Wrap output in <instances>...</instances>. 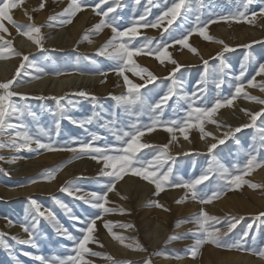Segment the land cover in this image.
<instances>
[{
  "label": "rangeland",
  "instance_id": "1",
  "mask_svg": "<svg viewBox=\"0 0 264 264\" xmlns=\"http://www.w3.org/2000/svg\"><path fill=\"white\" fill-rule=\"evenodd\" d=\"M43 2L45 10L40 9L42 1L36 3L31 1L26 19L20 20L12 16L16 23L13 25L8 21L5 22L8 33L3 34L5 39L12 42L14 52L21 54H13L3 60L14 59L15 70L22 63L25 67L16 77L18 83L11 89L20 94L13 97L12 102L21 109V112L13 114L7 127L0 132V182L6 190L14 191L16 194L13 198L0 197V224L2 225L0 233L4 234V244L7 245V247L0 245V264H42L35 258L37 256L44 257L46 264H57V257L66 259L70 255H75L74 240L59 233L56 227L44 217L37 216L35 208L31 205L32 200L37 202L41 211L46 214L52 213L59 226L67 229L73 237L82 236L80 229L85 227V220L97 214L101 215L93 233L94 240H98L99 244L90 243L88 247L102 255H85L84 258L91 264H146V262L150 264H223L224 260L233 257H249L257 262H264V258L259 255V252L264 250V215H262L264 214V177L259 178L264 167L246 176L245 179L249 183L242 184L234 190L223 189L225 179L220 178L217 171V163H219L228 167L233 174H239L234 166H242L249 155L264 159V104L248 98L257 97L264 100V91L259 86L261 82H264V76H256L254 82L256 86H247V80L255 75L258 65L264 63V25L259 23V19L264 18L261 11L264 9V0H253L247 9L243 7L242 0H186L184 9L171 25L165 19L159 28H140V35L131 40L129 47L132 45L139 47L147 39H151L153 48L156 45H169L167 51L177 62L173 64L166 59L161 63L155 56L141 53L133 57L134 63L147 69L156 79L148 82L146 73L142 74L144 77L142 79L131 70L126 69L124 72L132 83L142 85L140 95L148 104H155L168 94L169 89H172L173 95L165 105H162V111L155 112L149 111L147 107L138 106H129L130 111L125 112L124 107L118 105L113 97L129 95L123 76L118 74V68L121 65L108 55L113 51L112 48L107 49L104 55L100 54L113 33L111 28L106 27L99 33H96L94 28L101 19H107L122 31L138 21L141 15H144L148 21L155 22L157 17L172 7L176 0H139V3L136 0H118V3H112L109 0V3L102 5L100 9L106 11L109 6L114 7L115 11L109 13L107 18L96 15L92 7H89L80 11L72 22L67 24H61L60 21L65 17H60L59 13L67 7L70 0H47L46 2L43 0ZM98 2L99 0H87V3L92 6ZM84 12H88L84 30L74 37L75 42L60 44V42L50 41L52 32H47L48 29L60 28L63 31ZM239 12H245L246 16L241 22L231 19L225 22L221 19L237 16ZM253 13L256 14L255 17ZM37 18L41 20L39 23L36 21ZM209 21L217 22L208 23ZM33 23L41 26L42 47L26 50L22 46H17L16 37L21 35L27 38L21 32L26 31V26ZM205 23H207L206 34L213 39L206 40L198 33H193L188 40V43L198 50V54L175 43L198 24L203 26ZM225 45L231 50L226 51ZM218 53L220 55H217ZM24 56L28 57L27 61L23 60ZM242 65L243 82L246 86L243 93L236 95L235 86L241 82L237 77L240 76ZM68 73L99 75L101 76L99 83H111V91L107 94L88 89L68 91L61 96L62 98H58V103L57 98L21 88L45 80L47 76L58 77ZM15 76L16 72L13 74V77ZM81 91L89 95H77ZM193 93L196 95L193 96ZM234 95L236 98L232 105L220 108L213 116L215 123L204 122V133L210 135H204L199 128L192 127L188 129L189 139L185 140L179 131L169 133L164 130L165 127H176L170 123L171 121H177L180 126L185 120L196 123L194 117H188L192 100L195 101L193 106L210 107L216 100L223 102ZM244 100L255 104L257 109L252 111L246 107L242 108L240 103ZM61 103H64L67 108L60 107ZM226 110L237 111L234 114L236 116H239L240 112L242 116H245L244 113L261 114L255 121L251 119L226 131L224 129L227 126L226 114L223 113ZM66 114H69L73 120H68ZM157 116L159 121L155 129L151 132L145 131L140 140L141 143H149L154 147L143 149L138 155L149 160L157 154V149H162V146L167 144L168 148L163 156L164 162L156 166V171L157 175H163L171 168L169 181L162 184V190L157 195L155 184L133 176L131 173L125 175L116 184L115 190L108 193V202L105 207L111 211L107 213L77 198L84 196L85 199L90 200L89 193L100 192L108 183L109 178L101 175L102 162L98 163L86 153L48 151L36 149L35 145H32L31 151L18 148L23 141L16 137V133L25 130L34 138L38 137L41 142L57 146L69 144L79 148L81 144L91 143L101 148L105 145L119 147L121 142L113 134L112 124L124 131H131L132 124L146 129L152 125ZM89 120H91L90 123L87 122ZM243 125H249V127H242ZM236 128H240V131L236 132ZM93 135L99 138L93 139ZM173 135L176 139H172ZM219 140L225 142L220 144ZM186 141L188 144L183 143ZM205 141L208 143L207 146L198 145ZM213 143L217 144V147L209 153L208 148ZM52 160L54 163L51 162ZM31 161L40 162L38 169L27 174H19V164ZM87 163L90 166L89 170L84 166ZM7 164L14 166L7 167ZM210 167L212 171L208 173L209 179L197 186V199H193L191 192L187 189L171 186L173 183L193 180ZM68 168H70L69 171ZM49 170H57L56 178L51 181L45 179V174ZM128 177L142 182L144 188L141 190L135 186L122 187L124 181H129ZM33 181L36 182L33 183ZM249 184H256L259 187L252 188ZM64 187H69L73 194L69 195L68 192L63 191ZM77 188L80 189L79 192L75 191ZM222 189L223 194L211 203L199 202V196H211L213 192ZM179 200L183 202L177 203ZM157 204L162 207H157ZM61 205H65L66 208ZM201 209L217 218V220L209 221L212 228H220L227 232V235L222 237L223 241L233 243L243 237V248L227 250L205 244L200 248L199 254L193 258L190 250L196 240L203 235L200 225L195 222ZM34 216L39 223L34 234L33 245L36 249L30 251L34 253L31 257L26 253L27 244L20 243L19 240L28 238L22 225L31 224ZM73 216L79 219H73ZM104 222H111L112 232L115 234L129 238L124 241V244H135L138 240L146 250L139 251L124 247L112 237L108 229L104 227ZM230 223H234L235 227L228 232ZM129 224L134 227H121V225ZM14 228L26 236L13 239L18 236L15 234L17 231L12 230ZM245 233H247L246 236ZM170 237L175 238L169 239ZM155 239L158 241L154 243ZM108 242L115 245L111 246ZM116 246H120L122 250H116Z\"/></svg>",
  "mask_w": 264,
  "mask_h": 264
},
{
  "label": "snow or ice",
  "instance_id": "2",
  "mask_svg": "<svg viewBox=\"0 0 264 264\" xmlns=\"http://www.w3.org/2000/svg\"><path fill=\"white\" fill-rule=\"evenodd\" d=\"M112 3H118V0H111ZM137 3H139V0H136ZM253 0H242V5L245 9H247L248 5L251 4ZM20 3H22V0H0V59H7L10 55H21L18 52H14L12 48V42L10 40L5 39V36L3 34L8 33V28L5 26V21H8L9 23H12L15 25V21L12 19L11 15L9 14L10 10L13 8H16ZM109 0H99L98 3H96L94 6L89 5L87 3V0H70V3L63 9L61 13H59L60 17H65V19H62L60 22L61 24H67L71 23L72 19L80 12L85 10L86 8L92 7V10L96 13V15L102 16L104 18H107L109 16V13H112L115 11L114 7L109 6L106 11H101V6L104 4H108ZM186 4V0H176V2L173 4L172 7L168 8L167 11H165L161 16L157 17L155 22L148 21L144 15H141L139 17V20L136 21L132 26L125 28L124 30H119L118 27L114 26L110 21L107 19H101L100 22L95 25V32L99 33L104 28H111L112 30V37L106 42L104 47L101 49L100 54L104 55L105 51L107 49L112 48L113 51L109 52L108 55L110 58L117 60L120 63V67L118 68V74L122 75L124 78V82L127 85L128 93L129 95H120L113 97L118 105L124 107L125 112H129V106H138L140 108L147 107L149 111L155 112L156 110L162 111V105H165L167 101L171 98L173 95L172 89H169V92L167 95L162 97L158 102L155 104H148L140 95V88L142 85H137L135 83H132L126 75H124V72L126 69L131 70L134 72L135 75L140 76L142 79L143 73L147 74L148 82H151L152 80H155L156 77L149 72L145 68H141L138 65H136L133 61V57L136 55H139L141 53L146 55H152L155 56V58L163 63L166 59L169 60L173 64H177L175 60H173L168 53L167 49L169 45L163 44V45H156L155 48H153L152 40L147 39L144 44L137 47L136 45L131 44V40L133 38H136L140 35V28H159L161 27V22L165 19H167V23L171 25L172 21L181 14V11L184 9ZM44 8V2L42 0V3L40 4V9ZM262 14H264V9L261 10ZM255 13H253V17H255ZM169 17H171L169 19ZM31 18V17H30ZM245 12H239L237 16L234 17H222L225 22L228 20H234L235 22H241L245 20ZM199 19V18H197ZM217 21H209L208 23H214ZM251 22V21H248ZM139 25V26H137ZM206 28L207 23H205L203 26H200L199 24L193 28L187 35L183 36V38L176 40V44H180L184 46L185 48H189V50L194 53L198 54V50L194 47H192L189 43V37L193 33H198L201 37H203L206 40H212L213 38L206 34ZM26 31L21 32L22 35L26 36L29 40H32L33 43H35L37 46L42 47V37L40 36V27L36 26L35 24L26 26ZM18 32L20 31V28H17ZM167 31V29H165ZM127 38V39H125ZM91 42V41H89ZM217 43L223 44V41H215ZM226 51H230L231 49L228 48L227 45L224 46ZM217 55H220L219 53ZM247 59V57H245ZM24 61L28 60L27 56L23 57ZM207 63V62H205ZM25 65L22 63L19 68L16 70V76L13 77V79L8 80L7 82L0 83V132H2L6 127L10 120V118L13 116V114L21 112V109L15 105L12 102V98L15 96L20 95L19 93H16L12 91L14 85L18 83L16 77L20 75L21 69L24 68ZM179 66L177 65V68ZM175 71V69H174ZM256 76H264V63H260L258 65V70L256 71L255 75L252 76L251 79L247 80V86H256L255 80ZM244 77V71H243V65H242V71L240 73V76L237 77L238 80L241 82L238 83L235 86V93L236 95H239L244 92L245 89V83L243 82ZM260 88L262 91H264V82L260 83ZM219 87V85H217ZM77 95L80 96H88L89 94L81 91L77 93ZM193 96L196 94L193 93ZM26 98V97H22ZM236 98L234 95L231 99H226L223 102L221 100H216L214 104H212L210 107L208 106H193L195 104V101L192 100L189 107L190 111L188 112V117L195 118L196 123H190L188 120L183 121L182 126H180L177 121H171L170 123L173 125H176V127H165V131L169 133H174L175 131H179L183 134L184 139H189L188 136V129L192 127H197L201 131V133H204V122L208 121L210 123H215V121L212 119L213 116L218 112V110L222 107H228L231 106L233 103V100ZM258 103L264 104V100L258 99L257 97H248ZM93 99H95L93 97ZM186 99H188L186 97ZM57 102L59 103V99L57 98ZM247 111V110H245ZM261 113H254L251 114V119L255 121L256 117L259 116ZM70 119V118H69ZM159 121V116L156 117V119L153 120L152 125L147 127L146 129L138 127L136 124H132L131 131H124L122 128L116 127L114 124H112L113 127V134L116 136V139L121 142L119 147H110L108 145H105L103 148L93 146L91 143H84L77 147H72L69 144H65L64 146H57L52 143H43L38 137H33L29 134L27 130L23 132H17L16 137L21 139L23 142L18 145V148L20 149H28L33 150L32 145H35L36 149H45L48 151H70L73 153H81V154H90L91 158L93 160H96L98 163L102 162V169H101V175L106 176L109 178V181L107 184L104 185V188L100 192H91L88 195L91 197L90 200L85 199L84 196H78V199L85 200L86 203H91L92 207L96 209L102 210V212L107 213L111 211V209L105 207V204L108 202V193L112 192L116 188V184L124 178L125 175L131 173L133 176L140 177L150 183L155 184L156 187V194L158 195L159 192L162 190V184L169 181V175L172 171L171 168L167 170L166 173L163 175H157L156 166L159 164H162L163 156L165 155V150H167L168 145L165 144L162 146V149H157V154L154 155L151 159L145 160L143 157L139 156L138 154L143 150L147 148L154 147L153 145L149 143H141V137L145 134V131L151 132L155 129L157 126V123ZM91 122V120L87 121ZM73 123H76V121H73ZM242 127H249V125H243ZM236 132L240 131V128L235 129ZM204 135H210L208 133H204ZM99 137H96L93 135V139H98ZM203 138V136L201 137ZM172 139H176L175 135L172 136ZM220 144H223L224 140L218 141ZM13 143L15 144V139L13 140ZM217 147V144L213 143L209 146L208 152L212 153L213 149ZM264 167V159L258 158L256 155H249V157L246 159V161L243 163V165H235L234 168L239 174H233V172L223 164L217 163V171L219 173L220 178L225 179V184L223 185V189L226 190H234L238 189L242 184H248L249 182L245 179L246 176L250 175L254 170L258 168ZM56 171L57 170H49L45 174V179L48 181H51L56 178ZM212 171V168L210 167L207 169L203 174H201L199 177L186 181L183 183H173L172 187H183L187 189L189 192H191L192 198L197 199L198 198V189L197 186L203 184L205 181L209 179V172ZM36 181H33L35 183ZM252 188L259 187L256 184H249ZM223 189L220 191H215L211 194V196H199V202L201 204H208L211 203L212 200L218 199L223 194ZM63 191L68 192L69 195H72L73 192L70 190L69 187L62 188ZM76 192H79L80 189H76ZM183 200L177 201V203H182ZM31 205L35 208L36 214L39 217H44L47 219L50 223L56 227L57 231L61 233L62 235L66 236L70 240H74L76 247L73 249L75 252V255L68 256L66 259H61L59 257L56 258L57 264H91V262L87 259H85V255L90 256H100L102 255L99 252L92 251L88 245L90 243H97L99 244L98 240H94L93 233L95 231V226L97 220L101 219V215L97 214L96 216L89 218L84 221L85 227L80 229V232L82 233V236L80 237H73L67 229H62L61 226H59L58 222L55 220V217L52 213H45L40 210V206L37 204L35 200L31 201ZM62 207H65V205H61ZM157 207H162V205L157 204ZM264 215V214H262ZM73 219H79L78 217L73 216ZM217 220L216 217L210 216L206 211L201 209L199 215L195 218V222L200 225V229L203 233L202 237L196 240V243L191 248V256L195 258L199 254L200 248L205 244H212L214 246L224 248L227 250H240L243 248V237L241 239L236 240L233 243H228L226 241L222 240V237L227 235V232L222 231L220 228H212L211 225H209V221ZM11 223V222H10ZM39 223V220L37 217H33V222L31 224H24L22 225L23 230L25 233H27L28 238L24 240H19L20 243L23 244H34V234L37 224ZM104 227L108 229L109 233L112 235V237L123 244L124 247L133 248V250H139V251H145L146 249L143 248V246L139 243L137 240L135 244H124V241L126 239H129L128 237L119 236L112 232V225L111 222H104ZM121 227L125 228H132L133 225H121ZM235 227L234 223H230L228 226L227 231L230 232ZM245 236L247 233L244 234ZM3 233H0V245L7 247V245L4 244L3 240ZM175 237H170L169 239H174ZM13 239H17L16 237H13ZM103 247V245H100ZM259 255L264 258V250H261L259 252ZM37 260H40L42 264H46L44 257L37 256L35 257ZM111 259V257H108ZM146 264H150V262H146Z\"/></svg>",
  "mask_w": 264,
  "mask_h": 264
},
{
  "label": "bare ground",
  "instance_id": "3",
  "mask_svg": "<svg viewBox=\"0 0 264 264\" xmlns=\"http://www.w3.org/2000/svg\"><path fill=\"white\" fill-rule=\"evenodd\" d=\"M31 1L36 3L37 1H42V0H22V3H20L16 8H13V9L10 10L9 14L11 15V17L13 16V17H15L17 19H20V20L26 19L27 16L29 15V11L28 10H30L29 7L32 4ZM44 1L46 2L47 0H44ZM43 9L45 10V8H43ZM87 13L88 12H86V13L84 12L81 15H79L78 19L76 21H74V23L72 25L70 24V26H68V28L63 30V31L60 30V28L59 29H57V28L56 29H53V28L52 29H48L47 32H52L51 35H50V37H51L50 41L52 43L60 42V44L61 43L62 44L63 43H69V42L73 43L74 37L76 35H78L82 30H84L83 27H84V24L86 22L85 18H86ZM39 20H40L39 18L36 19V21L38 23H39ZM5 22H7V21H5ZM259 23L264 25V18L261 17L259 19ZM82 34H83V32H82ZM77 38H79V37H77ZM16 39H17V44H18L17 46H22L26 50H32V49H35V48L37 49V47H38L35 43L31 42L30 40H28L27 38H24L21 35L16 37ZM75 41H76V39H75ZM92 46L94 47V46H98V45H92ZM13 61H14V59L12 61L0 59V81L1 82L8 81L10 79V77H13V74L16 72V70L14 69L15 63ZM48 78L49 79L51 78V80H49ZM100 79H101V76H99V75L94 76V75H87V74H82V73H68V74H61V76H58V77L47 76L45 80H42V81H40L38 83H35V84H29V85L21 87V88L24 89V90L29 89V90H32L34 92L41 93L43 95H49V96H51L54 99L63 96L64 94L68 93V91L72 92L73 90L76 91L78 89H88L90 91L95 90V91H97L96 93L107 94L108 92L111 91V87H110L111 83L110 84L108 82L99 83ZM18 89H20V88H18ZM118 90H120V88ZM60 105H61L60 107H62L63 109L67 108L64 103H61ZM240 105H242V108L246 107L248 109H251L252 111H255L257 109L255 104H253V103H251L249 101H245V100L243 102H241ZM223 113L226 114V121H227L226 125L227 126L224 127V129L226 131H230L233 127H235V126H237L239 124H242V123L249 122L251 120V114H249V113L246 114V113L243 112L245 114V116H242V112H240L241 114H238L239 116H236L234 114L237 113V111H233V110H226ZM65 116H66V118L68 120H73L70 117L69 114H66ZM183 143L188 144L187 141L183 142ZM198 145L204 147V146H207L208 143L205 141V142H200ZM31 162H29V163L26 162V163H23L21 165L19 164L20 168L18 169V173L19 174H27L28 172H32V171L38 169L40 162H33V161H31ZM51 162L54 163L53 160ZM45 163H47L46 160H45ZM81 164H82V161H81ZM12 166H14V165L7 164V167H12ZM84 166H85V168L87 170L90 169L89 168L90 166L88 165V163L85 164ZM69 169L70 168H68L67 170L69 171ZM15 171H17V170H15ZM64 176H66V175H64ZM64 176H59V177L64 178ZM260 177H264V170L260 172L259 178ZM132 178L128 177L129 181H127V180H126V182L124 181V184L122 185V187L135 186V187L140 188L142 190L144 188V184L142 182H139V181L134 180ZM48 186H50V185H48ZM15 195L16 194H14V191L12 192L11 190H6L5 187H3V185L0 182V197H2V199L3 198L4 199L5 198H13ZM1 226L2 225L0 224V227ZM12 230L17 231L18 229L14 228ZM157 230L159 231V228H157ZM9 231H10V229H9ZM15 234L18 235L16 238H24L26 236L24 233H19L18 231ZM157 241H158L157 239H155V241L153 240L154 243L157 242ZM113 245H115V243ZM113 245H111V246H113ZM120 246H116V250H122V248ZM27 247H28V249L26 250V253L29 256L33 257L34 253L30 252V251L31 250H35L36 246L33 245V244H27ZM24 252H25V250H24ZM247 262L249 264H264V262H261V261L257 262L256 260L251 259L249 257H233V258H231L229 260H224L223 264H246Z\"/></svg>",
  "mask_w": 264,
  "mask_h": 264
}]
</instances>
